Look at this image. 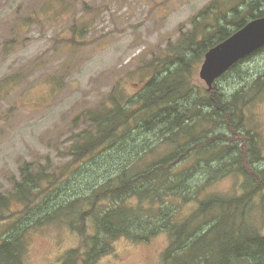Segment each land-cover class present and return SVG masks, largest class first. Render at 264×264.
<instances>
[{
  "label": "rangeland",
  "instance_id": "1",
  "mask_svg": "<svg viewBox=\"0 0 264 264\" xmlns=\"http://www.w3.org/2000/svg\"><path fill=\"white\" fill-rule=\"evenodd\" d=\"M251 1L0 0V199L8 200L6 207L0 200V217H4L0 219V240L8 238L15 227L27 229L22 239V264H64L68 252L77 250L78 258L84 254L68 219L45 215L47 208L61 199L62 189L69 190L68 194L82 191L88 181H67L63 186L59 179L45 181L48 185L32 190L27 203L15 196V186L28 174L58 175L64 167L66 177H71L78 170L70 156L76 134L89 127L82 114L98 110L101 104L109 106L113 93L135 99L154 73L162 76L166 68H178L172 64L174 57L181 54L180 47L193 32L195 19H200L203 33L211 35L217 11L219 16L232 18L234 10H239L243 16ZM255 1L259 8L254 13L264 11V0ZM201 33L196 31V39ZM204 55L191 60L185 74L190 99L207 97L214 90L229 97L244 88L247 103H240L234 122L238 133L227 127L220 130L216 124L198 128L203 133H193L199 134L196 142L206 145L209 141L218 149L225 151L229 146L232 150L205 157L193 150L192 143L193 154L175 165L164 181H174L175 176L190 171L192 178L187 184L192 191L201 188L200 200L210 196L240 198L251 189L247 172H264V89H252L264 74V47L216 80L212 90L199 78ZM192 56L188 53L185 57L190 60ZM136 136L153 143L144 162L176 149L171 142L156 140L155 134ZM115 145L117 142L106 152L111 151L113 159L104 160L105 164L117 160L114 153L119 144L112 148ZM249 150L254 151L249 153V161L254 160L244 170L242 154ZM89 159H85L87 164L93 161ZM186 193L188 200L179 211L183 216L198 206V199ZM38 205L45 207L35 222L37 217L31 214ZM214 214L207 219L213 220ZM244 221L250 231L264 236V192L250 199ZM210 224H201L200 230H207ZM168 245L166 232L140 242L122 237L92 264H163ZM78 258L73 264H84Z\"/></svg>",
  "mask_w": 264,
  "mask_h": 264
},
{
  "label": "trees",
  "instance_id": "2",
  "mask_svg": "<svg viewBox=\"0 0 264 264\" xmlns=\"http://www.w3.org/2000/svg\"><path fill=\"white\" fill-rule=\"evenodd\" d=\"M258 5V1L252 0L246 5L243 16L242 12L234 10L232 18L219 16L217 11L211 35L203 33L199 28L200 19H195L193 32L180 47L181 54L175 53L172 64H178V68H166L161 72L164 76L154 73L133 100L113 93L108 98L109 106L101 104L98 110L82 114L89 127L76 134L70 156L72 162L77 163L78 170L71 177H66L64 167L58 175L55 172L28 174L15 186V196L27 203L29 196L33 195L32 190L48 185L45 181L59 179L62 186L67 181H88L82 191L68 194L69 190L62 189L64 197L62 195L58 203H52L45 215V218L59 216L62 220L68 219V226L80 237V250L84 249V254L79 258L84 264H92L107 254L119 238L140 242L161 232H166L169 238L162 256L163 264H264V236L250 231L244 221L250 199L258 192H264L263 171L247 172L246 175L253 180L248 181V189H251L246 195L233 199L210 196L200 200L201 188L192 191L191 185L187 184L192 178L190 171L175 176L174 181H164L175 165L193 154L189 147L192 143L195 144L193 150L205 157L232 150L229 146L225 151L218 149L209 141L206 145L205 142H196L199 134L194 136L193 133L208 124H216L220 130L232 129L236 135L238 131L234 129V122L239 117V106L247 103L244 88L229 97L214 90L207 97L190 99L185 74L191 60H199L210 48L250 20L264 17V11L254 13L258 11ZM197 30L202 32L199 39H196ZM188 53L193 54L190 60L185 57ZM252 89H264V74L258 77ZM136 134H155L156 140L171 142L176 149L160 159L144 162L143 157L150 152L153 143ZM116 142L119 144L114 153L117 160L112 165L105 164L104 160L113 159L109 154L111 151L108 156L106 152ZM122 150L124 152H119ZM249 153L254 154V151L242 154L244 170L253 164V158L249 161ZM87 157H90L88 162L93 161L87 164ZM239 170L244 173L243 168ZM186 192L198 199V206L183 216L179 211L188 200ZM0 200L6 207L8 200ZM44 207L38 205L36 213L31 214L37 217L35 222H39L38 214L43 213ZM213 213V220L212 217L207 219ZM210 222L207 230H200L201 224ZM26 230L15 227L8 238L0 240V264H22L25 252L22 239ZM76 251L67 253L64 264H73L78 258Z\"/></svg>",
  "mask_w": 264,
  "mask_h": 264
},
{
  "label": "water",
  "instance_id": "3",
  "mask_svg": "<svg viewBox=\"0 0 264 264\" xmlns=\"http://www.w3.org/2000/svg\"><path fill=\"white\" fill-rule=\"evenodd\" d=\"M264 47V17L247 22L224 41L210 48L204 55L199 78L208 90L216 80L233 66Z\"/></svg>",
  "mask_w": 264,
  "mask_h": 264
}]
</instances>
